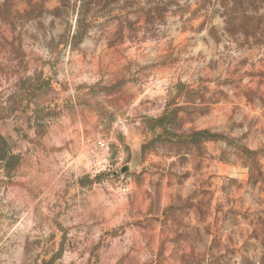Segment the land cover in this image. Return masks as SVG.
Masks as SVG:
<instances>
[{
	"label": "rangeland",
	"instance_id": "rangeland-1",
	"mask_svg": "<svg viewBox=\"0 0 264 264\" xmlns=\"http://www.w3.org/2000/svg\"><path fill=\"white\" fill-rule=\"evenodd\" d=\"M0 264H264V0H0Z\"/></svg>",
	"mask_w": 264,
	"mask_h": 264
},
{
	"label": "built area",
	"instance_id": "built-area-1",
	"mask_svg": "<svg viewBox=\"0 0 264 264\" xmlns=\"http://www.w3.org/2000/svg\"><path fill=\"white\" fill-rule=\"evenodd\" d=\"M99 145L101 148H106L108 145L104 140H99ZM123 190H126L125 187H122Z\"/></svg>",
	"mask_w": 264,
	"mask_h": 264
}]
</instances>
